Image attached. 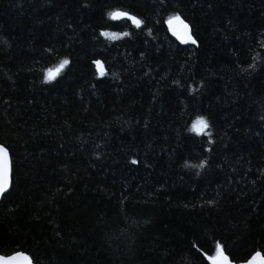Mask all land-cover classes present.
Segmentation results:
<instances>
[{
  "label": "trees",
  "instance_id": "obj_1",
  "mask_svg": "<svg viewBox=\"0 0 264 264\" xmlns=\"http://www.w3.org/2000/svg\"><path fill=\"white\" fill-rule=\"evenodd\" d=\"M177 13L196 44L171 31ZM0 143L12 162L1 255L264 254V0H0Z\"/></svg>",
  "mask_w": 264,
  "mask_h": 264
},
{
  "label": "snow or ice",
  "instance_id": "obj_2",
  "mask_svg": "<svg viewBox=\"0 0 264 264\" xmlns=\"http://www.w3.org/2000/svg\"><path fill=\"white\" fill-rule=\"evenodd\" d=\"M110 15H112L113 17H127L137 27H139L140 24L142 23V21L137 19L136 16H132L127 12L117 11V12L110 13ZM174 19L176 21H179V23L182 25V27L184 29V35L186 36V38L188 40H190L191 43L196 44L197 40L193 36L188 34V25L186 23H184L183 20L180 19V16L178 13L175 15ZM172 20H173V18L170 17L169 21H168L170 25L172 24ZM175 30H176L175 27H173V31H175ZM101 34L104 36L112 35L114 38V34H111L108 32H102ZM125 35H127V33H125ZM94 63L96 65H100L101 61L95 60ZM67 65H69V60L67 58H65L61 61L58 68L56 69V71H53L51 69L48 70V74L45 77V79L49 80V81L53 80L55 78V76L59 73V71ZM248 69L255 70V64H249L248 68L244 69L243 71H248ZM101 75H104L103 71H101ZM206 127H207V124L204 123L202 118H201V122L199 124L193 125V130H195L197 132H203ZM209 136H210V134H209ZM97 155H98V153H97ZM134 163H135V161H134ZM203 166H204V162H201L200 165L195 166V167H203ZM197 175H199V173ZM9 190H10V169H9V162H8V149L5 148L3 146V144H0V198L5 197L6 194L9 192ZM208 203L212 204L214 202L208 201ZM216 247H217V249H222L223 246L220 245L219 243H217ZM21 255H23V254H21ZM25 259H28L29 264H31V259L29 257H25ZM211 259L213 260V264H231L228 257L224 254V252L222 250L218 252L217 256L211 257ZM258 259H264V256H262V253L257 250L254 252L251 259L244 261L243 264H256V261Z\"/></svg>",
  "mask_w": 264,
  "mask_h": 264
},
{
  "label": "water",
  "instance_id": "obj_3",
  "mask_svg": "<svg viewBox=\"0 0 264 264\" xmlns=\"http://www.w3.org/2000/svg\"><path fill=\"white\" fill-rule=\"evenodd\" d=\"M118 11H120V12H125V11H122V10H118ZM115 12H117V11H115ZM128 13V12H127ZM130 14V13H129ZM130 15H132V14H130ZM132 16H134V15H132ZM112 17V20H114V21H120V20H122V19H127V20H130L129 18H127V17H113V16H111ZM138 19V18H137ZM131 21V20H130ZM132 22V21H131ZM133 23V22H132ZM134 24V23H133ZM135 25V24H134ZM140 26H141V24H140ZM188 34L189 35H191V36H193V34H192V32H191V29H190V27H189V25H188ZM177 37H178V39L182 42V43H191V41L190 40H188L187 38H186V36L184 35V29H183V27H181L180 28V30L178 31V35H177ZM56 69L57 68H55V69H53V71H56ZM59 74V73H58ZM57 74V75H58ZM56 75V76H57ZM55 76V77H56ZM1 144V143H0ZM4 146V145H3ZM5 147V146H4ZM6 148V147H5ZM8 162H9V169H10V189H11V185H12V162H11V156H10V152H9V150H8ZM2 200V198H0V201ZM222 250V249H221ZM220 250V251H221ZM223 252H224V254L228 257V259H229V261L231 262V264H243V262H239V263H237V262H233L231 259H230V257L225 253V251L224 250H222ZM262 253V252H261ZM21 254H23V255H21ZM203 255H204V257L206 258V260L210 263V264H213V260L211 259V257H215V256H211V255H208V254H206V253H203ZM262 256H264V254L262 253ZM25 257H29L30 259H31V264H34V262H33V260H32V258L27 254V253H25V252H22V251H20V252H16V253H14V254H12V255H10V256H4V255H1L0 254V264H29V261H28V259H25ZM252 257V256H251ZM251 257L248 259V260H250L251 259ZM247 261V260H246ZM256 264H264V259H258L257 261H256Z\"/></svg>",
  "mask_w": 264,
  "mask_h": 264
},
{
  "label": "rangeland",
  "instance_id": "obj_4",
  "mask_svg": "<svg viewBox=\"0 0 264 264\" xmlns=\"http://www.w3.org/2000/svg\"><path fill=\"white\" fill-rule=\"evenodd\" d=\"M184 22V21H183ZM185 23V22H184ZM173 27H175V31H173ZM182 27V25L179 23V21H172V24L170 25V29L171 31L177 36L178 35V31L180 30V28ZM100 66H102V63L100 64ZM201 121H199L197 124H199Z\"/></svg>",
  "mask_w": 264,
  "mask_h": 264
}]
</instances>
